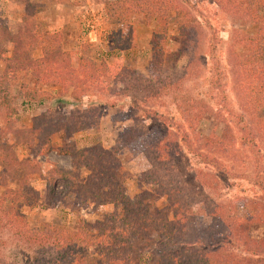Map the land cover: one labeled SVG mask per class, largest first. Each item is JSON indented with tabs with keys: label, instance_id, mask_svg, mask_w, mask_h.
<instances>
[{
	"label": "trees",
	"instance_id": "trees-1",
	"mask_svg": "<svg viewBox=\"0 0 264 264\" xmlns=\"http://www.w3.org/2000/svg\"><path fill=\"white\" fill-rule=\"evenodd\" d=\"M19 1L26 3V11L18 31H10L0 20V46L3 40L13 43L11 58L0 49V59L5 61L7 69L3 73L4 80L10 76L17 78L20 72L30 74L40 85L32 89L29 95L40 96V86L56 83L83 88L91 82L94 87H99L107 77H114L115 66L96 62L92 58H86L85 61L90 63L84 69H76L72 65L71 52L63 46L62 32L47 33L38 21L39 4L33 0ZM214 1L223 12L258 25L254 33L238 35L234 44V75L242 111L234 113V116L242 133V143L261 159L264 157L260 150V144L263 142L264 145V0ZM183 3L182 0L107 1L108 20L120 24L118 33H113L118 47L135 46L137 33L131 18L136 13L141 14L145 25L157 23L151 43L158 61H163L168 45L169 23L172 21L171 11L177 14L175 20L181 39L191 43L198 25L189 6ZM185 3L191 7L197 6L191 0H185ZM36 48H41V58L33 57L32 52ZM118 69V73H121ZM216 81L219 79L216 78ZM151 86L146 90L140 87V94L145 90L147 98L159 96L160 92L153 84ZM2 92L0 106L3 110H15L12 99L5 91ZM133 107L139 108V104L134 103ZM195 109H199L195 101L190 105L178 102L177 117L166 116L149 107H141V115H138L143 120L167 126L162 136L143 148L151 167L143 173L142 180L154 185L161 196H167L170 205L164 207L151 204L154 192L143 191L133 198L125 193L121 158L115 150L101 143L79 146L76 141L68 140L58 148V152L71 157L72 168L56 164L45 171L36 161L37 158L53 150V137L58 132L70 137L87 129L88 123L82 118L70 120L67 115H61L54 121L49 118L50 114L42 113L27 129L19 127L13 130L12 123L6 127L2 124L6 136L11 134L14 139L10 145L8 139L6 141L5 137L0 136V186L3 187L0 196V232L8 229L30 244L55 247L54 256L33 259L31 264H143L150 249L154 252L155 264H238L227 257L234 247L231 240L237 239L239 243L242 242L240 245L249 243L250 236L244 235L246 230L243 226L252 224L264 227V202H253V209L246 214L235 210L230 212L221 204L213 205L209 209L208 222L201 214L189 213L182 208L173 189L167 184L171 169H174L175 161L184 148L191 150L201 163H208L215 153L230 152L238 156L240 151L232 131L227 130L226 134L221 135H199L196 128L201 121V112L193 111ZM144 133L142 129L130 127L122 133L120 146L141 141ZM18 146L26 147L33 159H20L16 151ZM205 149L208 153L203 152ZM256 163L258 169L261 160L256 159ZM81 170L87 171L84 181L79 179ZM260 171L258 169V173ZM35 178L46 181V201L56 196V182L65 179L70 183L71 190L85 203L92 201L96 208L114 205V210L95 221L80 218L73 227L46 222L40 229L32 228L21 208L26 203L34 207L36 200L41 198L40 191L31 185Z\"/></svg>",
	"mask_w": 264,
	"mask_h": 264
},
{
	"label": "rangeland",
	"instance_id": "rangeland-1",
	"mask_svg": "<svg viewBox=\"0 0 264 264\" xmlns=\"http://www.w3.org/2000/svg\"><path fill=\"white\" fill-rule=\"evenodd\" d=\"M107 1L110 0H33L39 4L38 21L47 33L62 32L63 46L71 52L72 65L76 69H84L90 63L85 61L86 58H92L115 66L116 72L99 87H94L91 82L83 88L54 83L40 86L42 95L31 96L29 92L40 83L24 72L17 78L10 76L4 80L6 63L0 59V103L2 91H5L16 110L15 113V110H3L0 106V124L6 127L12 123L13 130L27 129L42 113L50 114L49 118L54 121L61 115H67L70 120L82 118L88 123L87 129L70 137L58 132L53 137V150L37 158L45 171L56 164L72 168L71 157L58 152L68 140L76 141L79 146L101 143L115 150L121 158L125 193L133 198L143 191L154 192L151 204L164 207L170 205L167 196H161L154 185L143 182L142 175L151 167L143 148L162 136L167 126L143 120L138 115H141V107H149L166 116L177 117L178 102L190 105L195 101L199 109L193 111L201 112V121L196 128L199 135H221L227 130L232 131L240 151L238 156L230 152L215 153L206 160L208 163H201L191 150L184 148L167 179L181 207L189 213L201 214L209 222V209L213 205L221 204L230 212L246 214L253 209V202H264V157L258 158L242 143V133L234 116V113L242 112L234 75V44L238 35L254 33L258 25L223 12L214 0H191L196 7L182 0L195 16L198 25L195 39L191 43L183 42L175 20L177 14L171 11L167 49L164 60L158 61L151 43L157 23L145 25L142 15L134 14L131 21L137 33L136 44L120 48L113 34L118 33L120 24L108 20ZM25 11V2L0 0V20L14 33L18 31ZM0 49L6 51L7 57H12L13 43L3 40ZM32 53L35 58H41L43 54L41 48ZM152 84L160 95L147 98L145 90ZM140 87L145 89L142 94ZM134 103L139 104V108L133 107ZM3 125L0 136L8 139L11 145L14 137L6 136ZM130 127L142 129L144 136L141 141L121 147V135ZM260 150L264 154L263 142ZM16 151L20 159H33L24 146H18ZM256 159L261 160L260 173ZM1 170L0 165V176ZM86 175L87 171L81 170L80 181H84ZM31 185L40 191L41 198L36 200L34 207L26 203L21 211L28 216L29 226L35 229H40L46 222L73 227L80 218L95 221L114 210V205L96 208L92 201L85 203L65 179L56 182V196L50 201L45 200V179L35 178ZM2 192L0 186V196ZM243 228L246 230L244 235L250 236V242L240 245L242 242L232 238L234 247L227 257L238 264H264V227L251 224ZM0 246V264H31L33 259L51 258L56 251L50 245L30 244L8 229L0 232ZM154 256L151 249L147 251L143 264H155Z\"/></svg>",
	"mask_w": 264,
	"mask_h": 264
}]
</instances>
